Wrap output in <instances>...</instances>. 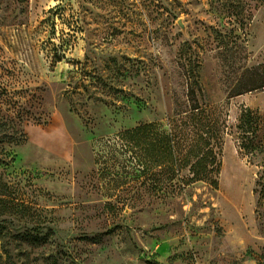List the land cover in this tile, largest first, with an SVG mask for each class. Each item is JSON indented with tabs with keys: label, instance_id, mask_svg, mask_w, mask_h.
<instances>
[{
	"label": "rangeland",
	"instance_id": "1",
	"mask_svg": "<svg viewBox=\"0 0 264 264\" xmlns=\"http://www.w3.org/2000/svg\"><path fill=\"white\" fill-rule=\"evenodd\" d=\"M191 89L217 188L108 198L96 140ZM0 180V264H264V0H0Z\"/></svg>",
	"mask_w": 264,
	"mask_h": 264
},
{
	"label": "trees",
	"instance_id": "2",
	"mask_svg": "<svg viewBox=\"0 0 264 264\" xmlns=\"http://www.w3.org/2000/svg\"><path fill=\"white\" fill-rule=\"evenodd\" d=\"M195 99V91L189 90L187 100L194 104L175 112L167 129L148 123L96 140L95 163L100 178L110 185L108 198L123 201L122 194L137 195L141 190L152 196H175L196 182L217 188L221 161L216 148L223 127ZM1 141L15 143L13 136ZM6 193L0 180L1 206Z\"/></svg>",
	"mask_w": 264,
	"mask_h": 264
},
{
	"label": "crops",
	"instance_id": "3",
	"mask_svg": "<svg viewBox=\"0 0 264 264\" xmlns=\"http://www.w3.org/2000/svg\"><path fill=\"white\" fill-rule=\"evenodd\" d=\"M51 153H53L55 157L66 160V157L63 155V153L62 154L61 153H55V152H51Z\"/></svg>",
	"mask_w": 264,
	"mask_h": 264
},
{
	"label": "water",
	"instance_id": "4",
	"mask_svg": "<svg viewBox=\"0 0 264 264\" xmlns=\"http://www.w3.org/2000/svg\"><path fill=\"white\" fill-rule=\"evenodd\" d=\"M178 25H179L181 31H182L183 33H185V28H184V26L182 25V22H181V21H179Z\"/></svg>",
	"mask_w": 264,
	"mask_h": 264
}]
</instances>
